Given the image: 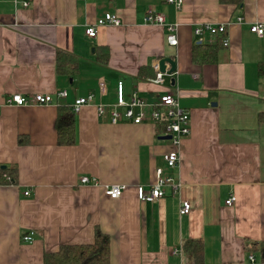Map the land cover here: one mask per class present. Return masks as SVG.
I'll return each mask as SVG.
<instances>
[{"label": "crops", "instance_id": "0c3cea01", "mask_svg": "<svg viewBox=\"0 0 264 264\" xmlns=\"http://www.w3.org/2000/svg\"><path fill=\"white\" fill-rule=\"evenodd\" d=\"M23 1L0 0V264H44L63 246L92 245L96 230L109 239V264H196L184 251L191 240L202 243L197 264H262L247 246L264 244V37L249 32L264 25V0H182L180 9L166 0ZM150 10L177 27V46L165 27L144 23ZM105 14L121 25L87 38L86 27ZM205 24L225 33H206L202 44L226 46L200 65L192 61L194 29ZM162 59L175 72L156 86L153 66ZM118 83L126 99L136 92L154 105L169 92L189 112L174 172L179 193L137 199L136 188L150 189L155 170H165L169 143L160 125H113L108 112L98 115V106L116 104ZM13 94L53 102L6 106ZM88 96L91 104L71 110L74 144L58 146V108ZM81 177L99 185L82 186ZM115 184L126 190L110 200L104 186ZM181 201L188 215L179 214Z\"/></svg>", "mask_w": 264, "mask_h": 264}, {"label": "built area", "instance_id": "2783aa9c", "mask_svg": "<svg viewBox=\"0 0 264 264\" xmlns=\"http://www.w3.org/2000/svg\"><path fill=\"white\" fill-rule=\"evenodd\" d=\"M167 4L173 5L177 9L182 6V0H166ZM30 4V0H24L22 5L27 8ZM241 22L238 19V23ZM144 23L159 25L166 28L167 37L166 40L170 46H177L176 30L174 25L166 24L165 18L162 15L154 14L151 10L144 16ZM121 21L112 14H105L102 18H99L95 25L87 26L84 30V34L89 39H94L97 34V28L104 26L119 27ZM249 32L255 36L264 37V25L253 24L249 28ZM210 34L211 36H223L225 33V27L223 25H201L194 29V37L197 44L202 45L203 35ZM221 44L226 46V41H222ZM155 73V79L150 82L156 86L164 84L167 76L159 71V65L153 66ZM166 71H168L166 69ZM173 75V74H172ZM99 90L104 93V84H99ZM58 100L66 98L65 91H59L56 94ZM92 96L86 98L76 99L71 110L74 114H77L84 106L92 103ZM53 102V98L50 95L37 94L32 97H23L21 95L13 94L4 98V104L6 106L22 107L27 105H49ZM108 109V111H106ZM109 113L110 122L113 125L117 124H154L160 125L163 129V136H168L169 149L163 155L164 169L155 170L156 181L151 185L150 189L145 190L143 187L136 188V197L140 202L154 203L157 200L162 199L165 196L166 189H170L173 195L180 192L182 187L181 183L175 179L174 172L180 165V153L179 147L182 141L190 134V115L189 112L182 109L179 106L177 97L172 93H164L161 95L154 105L146 104L136 92L131 94L129 99L125 98L123 84L118 83L116 90V104L112 107L105 108L103 106L97 107L98 115H104ZM79 184L82 186L97 187L99 183L94 178L81 177ZM126 187L123 185H107L104 186V195L110 200H118L125 192ZM24 196H28V193H24ZM235 202V197L230 196L226 201V206H232ZM191 206L188 202L181 201L179 214L181 216L188 215L191 212ZM23 242L30 243L32 236H25ZM174 256L182 257V253L178 250H174ZM249 261L253 263L255 260L253 256L249 257ZM179 264H185L184 261Z\"/></svg>", "mask_w": 264, "mask_h": 264}, {"label": "trees", "instance_id": "16d2710c", "mask_svg": "<svg viewBox=\"0 0 264 264\" xmlns=\"http://www.w3.org/2000/svg\"><path fill=\"white\" fill-rule=\"evenodd\" d=\"M222 47V44L196 45L192 51V61L200 65L214 63L217 60L218 49ZM73 115L69 107L60 106L58 108L55 123L58 146H72L74 144ZM247 249L249 252H259L261 263L264 264V244L251 243ZM184 251L186 256L191 255L197 264L201 257L202 243L196 240L187 241L184 245ZM44 264H109V239L96 230L92 245L63 246L56 254L45 256Z\"/></svg>", "mask_w": 264, "mask_h": 264}, {"label": "water", "instance_id": "95a60500", "mask_svg": "<svg viewBox=\"0 0 264 264\" xmlns=\"http://www.w3.org/2000/svg\"><path fill=\"white\" fill-rule=\"evenodd\" d=\"M159 71L162 74H166L167 76H171L172 74H174L175 72V64L173 63L172 60L170 59H162L159 63ZM167 65L170 66V69L168 71H166ZM171 84L174 85V79H171ZM163 141H168L170 139V137L168 136H163L160 138Z\"/></svg>", "mask_w": 264, "mask_h": 264}, {"label": "bare ground", "instance_id": "6f19581e", "mask_svg": "<svg viewBox=\"0 0 264 264\" xmlns=\"http://www.w3.org/2000/svg\"><path fill=\"white\" fill-rule=\"evenodd\" d=\"M116 185V184H115Z\"/></svg>", "mask_w": 264, "mask_h": 264}]
</instances>
